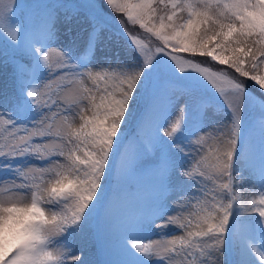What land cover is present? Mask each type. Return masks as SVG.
<instances>
[{"label": "snow or ice", "instance_id": "6c2138e0", "mask_svg": "<svg viewBox=\"0 0 264 264\" xmlns=\"http://www.w3.org/2000/svg\"><path fill=\"white\" fill-rule=\"evenodd\" d=\"M103 3L123 61L85 58L107 23L95 3L45 5L37 27L0 0V42L28 58L0 100V264H94L92 243L101 264H264V243H247L264 241V0ZM81 8L85 56L53 43L61 10L71 32ZM143 159L157 195L117 222V186Z\"/></svg>", "mask_w": 264, "mask_h": 264}, {"label": "trees", "instance_id": "16d2710c", "mask_svg": "<svg viewBox=\"0 0 264 264\" xmlns=\"http://www.w3.org/2000/svg\"><path fill=\"white\" fill-rule=\"evenodd\" d=\"M57 3H70V4H80L85 5L89 3H95L97 10L101 11L104 19L107 21L106 24L99 26H104L108 30L114 33L113 39L125 46V41L123 35L120 31V24L118 23L115 14L103 3V0H61ZM42 4L31 5L28 4L24 9L23 13L20 16H17L18 21L22 24L29 26H39L42 22ZM64 10L60 12V19L57 23V29L59 27H64V30H61V36L57 34V40L54 41V46L61 49L71 47L74 52L78 53L81 56H84L82 45L78 39L85 37L89 29V10L87 8L79 9V15L73 20L71 24L72 31L69 32V25L64 22ZM132 28L133 32H137L138 26ZM143 35V33H140ZM63 35L66 36V39H63ZM125 49L126 46H125ZM8 60V63H5V60ZM13 60L19 61L21 63L27 64L28 58L23 56L19 51L14 52L8 45L6 46V51L2 50L0 47V79L3 81L0 87V100L4 98L5 95L11 97L14 92V71L15 65L12 63ZM121 61V60H120ZM116 62V61H115ZM112 62V63H115ZM201 62V66L209 67L211 66L210 60L198 61ZM4 65L9 67V70L4 69ZM221 66H216L213 70H216ZM254 85V82H250ZM258 88V86H255ZM172 111V109H170ZM145 112V104L141 102L137 107V117L139 118ZM173 113V111H172ZM173 114V118H174ZM261 118L259 111H255L251 114V119L256 122ZM210 122H216L215 120L209 118ZM130 135L135 136L137 133L136 122L134 121L129 129ZM148 168V167H147ZM140 171H133L131 173H126L120 183L117 186L115 193V200L112 207V214L115 221L120 222L126 218L132 217L141 211L147 209L154 198L157 195L156 191V178L155 176L147 169ZM249 241H247L248 243ZM235 255V252H234ZM83 256L86 260L94 262V264H101V261L104 259L98 245L95 243L90 244L84 249Z\"/></svg>", "mask_w": 264, "mask_h": 264}, {"label": "rangeland", "instance_id": "374dc122", "mask_svg": "<svg viewBox=\"0 0 264 264\" xmlns=\"http://www.w3.org/2000/svg\"><path fill=\"white\" fill-rule=\"evenodd\" d=\"M61 0H17L18 5H20L19 7H17L16 9V15L20 16L24 9L26 8V6L28 4L31 5H36V4H42L43 6L45 5H49V4H54L56 2H59ZM4 3H10L11 0H3ZM100 28V31L97 35V47L95 50L94 55L93 54H89L88 56H84L86 59H92L95 63L98 64H105L106 62H115L117 60H125L128 56H129V52L127 49H125V46H123L120 43H117L114 39H113V35L114 33L110 30H108L106 27L104 26H98ZM61 30H64V27H59L57 29V34L59 36H61ZM63 39H66V36L63 35ZM83 38L78 39V41L80 42V44H83ZM6 46L7 44L4 42H0V47L2 48V50L6 51ZM4 69L7 71L9 69V67L7 65H4ZM2 80L0 79V87L2 84ZM174 116L177 114V110L175 108L172 109ZM220 113L218 112V110L216 109H212L209 112V118L213 119L216 121L217 124H221L223 123V120L220 119ZM175 118V117H174ZM261 118H259L258 121H256L257 123L260 121ZM211 123V122H210ZM150 166V160L148 159H143L140 161V167L142 168H147ZM245 187H251V184H245ZM258 195V193H257ZM169 232H173L175 231L174 229H168ZM151 236L153 239H160L161 237H159L156 234V230L153 229L150 232ZM170 238V237H168ZM142 242L147 243V240H142ZM262 243H264L262 241V239L257 240L256 237H253L250 242H248V245L250 247H255L257 249H259L262 245Z\"/></svg>", "mask_w": 264, "mask_h": 264}]
</instances>
